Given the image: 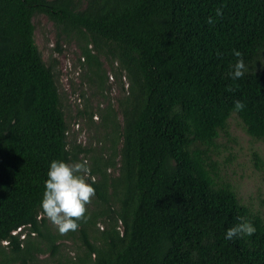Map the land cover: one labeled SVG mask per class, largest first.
Segmentation results:
<instances>
[{
    "label": "trees",
    "instance_id": "16d2710c",
    "mask_svg": "<svg viewBox=\"0 0 264 264\" xmlns=\"http://www.w3.org/2000/svg\"><path fill=\"white\" fill-rule=\"evenodd\" d=\"M38 15L75 39L103 96L102 59L127 80L117 109L99 110L98 155L69 143ZM234 50L246 66L236 80ZM233 116L264 140V0H0V264H264V220L215 159ZM81 155L96 194L62 235L39 207L44 180L52 160ZM242 219L256 232L225 240Z\"/></svg>",
    "mask_w": 264,
    "mask_h": 264
},
{
    "label": "rangeland",
    "instance_id": "374dc122",
    "mask_svg": "<svg viewBox=\"0 0 264 264\" xmlns=\"http://www.w3.org/2000/svg\"><path fill=\"white\" fill-rule=\"evenodd\" d=\"M33 23L35 42L43 60L48 66L56 63L57 86L68 123L69 143L71 146H92L93 154L98 155L100 147L108 145L103 138L99 110L106 108L109 103L117 109V99L123 94L122 86L127 88V80L118 71L114 70L113 73L102 59L108 75V84L103 96L101 88L93 82L75 39H66L65 36L61 38L58 29L46 16H36ZM57 47L62 52L56 51ZM86 111L92 113V122L87 116L78 115ZM228 125V135H222L219 139L221 147L215 157L220 165L221 179L233 187L243 204L260 214L264 220V140L252 139L236 116L229 120ZM255 156L259 159L256 160ZM78 160H86L88 166L91 164V160L83 155L79 156ZM93 201L94 198L86 207H92ZM62 243L65 244L62 254L74 257L77 246L71 241ZM47 259L48 254L40 256V264H45Z\"/></svg>",
    "mask_w": 264,
    "mask_h": 264
},
{
    "label": "clouds",
    "instance_id": "9594fccd",
    "mask_svg": "<svg viewBox=\"0 0 264 264\" xmlns=\"http://www.w3.org/2000/svg\"><path fill=\"white\" fill-rule=\"evenodd\" d=\"M216 16L222 15V10L217 8ZM208 23H213L208 17ZM237 58L231 66L229 77L233 80L240 79L245 71V62L239 51H233ZM234 107L239 110L243 107L240 101H234ZM90 169L88 162L75 161L69 163L64 160H52L44 180V190L39 207L42 214L57 228L60 234L75 232L79 223L87 218V205L95 196V189L89 182ZM256 227L252 222L241 220L240 223L229 227L224 232V239L231 241L236 238L252 236Z\"/></svg>",
    "mask_w": 264,
    "mask_h": 264
}]
</instances>
